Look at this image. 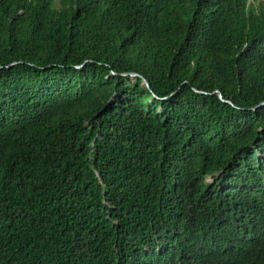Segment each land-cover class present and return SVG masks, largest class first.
I'll use <instances>...</instances> for the list:
<instances>
[{
    "label": "trees",
    "instance_id": "16d2710c",
    "mask_svg": "<svg viewBox=\"0 0 264 264\" xmlns=\"http://www.w3.org/2000/svg\"><path fill=\"white\" fill-rule=\"evenodd\" d=\"M56 1L0 0V264H264V0Z\"/></svg>",
    "mask_w": 264,
    "mask_h": 264
},
{
    "label": "water",
    "instance_id": "95a60500",
    "mask_svg": "<svg viewBox=\"0 0 264 264\" xmlns=\"http://www.w3.org/2000/svg\"><path fill=\"white\" fill-rule=\"evenodd\" d=\"M124 76H127V74H123ZM129 76L134 80L136 77H139L137 74L131 73L129 74ZM142 84L145 85L147 88H149V84L147 83V81L142 78L141 79ZM219 98H221V94H218ZM264 104V102L262 103V105Z\"/></svg>",
    "mask_w": 264,
    "mask_h": 264
},
{
    "label": "rangeland",
    "instance_id": "374dc122",
    "mask_svg": "<svg viewBox=\"0 0 264 264\" xmlns=\"http://www.w3.org/2000/svg\"><path fill=\"white\" fill-rule=\"evenodd\" d=\"M57 1H56V5L59 6V3ZM249 1H252V0H249ZM255 1H261V0H255ZM207 181H210V179H207Z\"/></svg>",
    "mask_w": 264,
    "mask_h": 264
}]
</instances>
